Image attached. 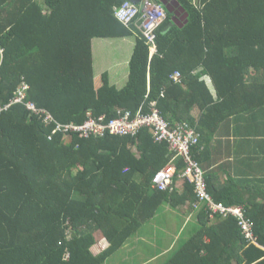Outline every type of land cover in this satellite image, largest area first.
Segmentation results:
<instances>
[{
    "label": "trees",
    "instance_id": "16d2710c",
    "mask_svg": "<svg viewBox=\"0 0 264 264\" xmlns=\"http://www.w3.org/2000/svg\"><path fill=\"white\" fill-rule=\"evenodd\" d=\"M176 1L188 18L183 24L177 15L169 30L172 14L160 0L149 1L166 13L150 58L142 33L116 16L129 0H0V106L9 105L0 112V264H104L123 255L145 264H264V192L250 200L238 183L214 179L204 129L220 108L226 119L260 113L264 121V0ZM128 37L135 38L134 52L118 90L108 73L95 77L92 41ZM177 54L187 64H174ZM197 66L209 72L216 102L190 77ZM178 69L180 85L169 79ZM23 82L24 98L12 103ZM177 90L180 99L172 98ZM151 104L171 128L186 123L195 129L190 156L207 193L225 207H242L255 240L246 239L234 216L198 201L192 183L179 178L183 159L150 128L134 136L53 134L57 123L79 126ZM213 121L218 124L217 116ZM171 162V189L153 188V176ZM176 182H182L179 192ZM185 202L199 230L164 244L167 260L156 258L165 246L145 239L161 234L166 206Z\"/></svg>",
    "mask_w": 264,
    "mask_h": 264
},
{
    "label": "crops",
    "instance_id": "0c3cea01",
    "mask_svg": "<svg viewBox=\"0 0 264 264\" xmlns=\"http://www.w3.org/2000/svg\"><path fill=\"white\" fill-rule=\"evenodd\" d=\"M145 3V0H139L138 3L133 4H136L138 8L143 10ZM174 9L182 17L180 22L182 21L185 24L188 18H185V11L181 12L176 7ZM177 15L172 14V18L176 19ZM177 23V20L175 23L171 21L167 30ZM134 46L135 38L132 37L104 40L94 39L92 41V63L95 77L108 73L110 85L115 86L118 90L122 89L128 80L129 62L133 56ZM148 51L151 58L153 55L151 56L150 50ZM172 60L174 64L181 66L185 65L184 63L187 64V62L182 61L188 60V58L177 54ZM203 69V66H197L189 75L191 78L196 77L195 81L205 86L216 102L211 77L209 76V72L205 74ZM175 72L180 73L179 81H175L171 77L169 79L171 78L176 84L180 85L182 71L179 69L175 70L171 75ZM182 87L184 86L182 85ZM184 92H188V89H185V87ZM179 94L182 93L178 90L173 91L172 98L180 99ZM203 95L205 94L203 93ZM220 112L221 114L219 115ZM256 112L260 111L257 110ZM227 113L226 109L221 111V108L217 111V114L213 112L211 117L206 121L204 128L206 136L210 135L211 171H214L215 175L213 177L220 182L233 181L238 183L241 194L250 197V200L256 198L259 201L262 197L260 194L264 192V121H262V115L254 112L255 114L250 116L246 113L230 115L228 119L221 116ZM191 115L197 121L201 115V111H198L196 107L192 110ZM214 116H217L218 124L214 123ZM208 130L209 133H207ZM174 187L179 192L182 189V182H176ZM188 205H190L189 202L180 204V206L175 208L166 206L164 212H162L163 220L161 221L164 227L159 236L153 237V241L164 245L178 237L188 239L199 230L200 227L196 216L192 213L189 214ZM164 246L162 255L158 254L156 258L168 259V250L166 245ZM104 248V245H101L100 249H98L99 252ZM226 249L230 251L229 247H226ZM125 256L123 255L121 259L118 257L110 259L104 264H136L135 262L137 264H145L141 258L135 262H128V257Z\"/></svg>",
    "mask_w": 264,
    "mask_h": 264
},
{
    "label": "built area",
    "instance_id": "2783aa9c",
    "mask_svg": "<svg viewBox=\"0 0 264 264\" xmlns=\"http://www.w3.org/2000/svg\"><path fill=\"white\" fill-rule=\"evenodd\" d=\"M118 20L125 26L134 25L142 33L143 38L149 45L151 56L156 53V32L162 26L166 19L164 9L155 3L147 1L142 11L132 3H124L116 12ZM173 80L179 81L180 73L175 72L170 76ZM28 86L23 82L17 92V97L12 103L22 101ZM29 107L35 110L34 105ZM9 108V105L0 106V112ZM147 108V111H145ZM142 106L135 112L117 111V116L107 119L105 116L98 118H89L82 125H62L57 123L53 134L56 131L61 132H83L104 135H136L143 128H150L157 142L167 141L175 156L181 157L184 161V169L180 173L181 180H188L194 186V193L199 202H206L208 209L214 213L229 214L238 219V225L244 233L246 239L255 240L252 224L245 218L242 207H225L221 203H216L207 193L203 171L197 162L192 160L190 150L197 143L198 135L195 129L186 123L177 124L175 127L163 119L160 112L151 104L149 107ZM176 172V166L171 162L166 167L158 171L152 179L153 188L160 191L171 189L172 180Z\"/></svg>",
    "mask_w": 264,
    "mask_h": 264
},
{
    "label": "water",
    "instance_id": "95a60500",
    "mask_svg": "<svg viewBox=\"0 0 264 264\" xmlns=\"http://www.w3.org/2000/svg\"><path fill=\"white\" fill-rule=\"evenodd\" d=\"M129 1L132 2V3H138L139 0H129ZM160 1H161L162 6L164 7V9L170 14H174V15L179 14V12L176 13L174 7L179 8V10H181V12H184V9L179 5V3L176 0H171L172 4H173V7H171V5L168 4V2L170 0H160ZM186 17H188L187 14H185V18ZM171 20H172L173 23L176 22L174 17ZM167 29H168V26L165 28V30H167Z\"/></svg>",
    "mask_w": 264,
    "mask_h": 264
},
{
    "label": "rangeland",
    "instance_id": "374dc122",
    "mask_svg": "<svg viewBox=\"0 0 264 264\" xmlns=\"http://www.w3.org/2000/svg\"><path fill=\"white\" fill-rule=\"evenodd\" d=\"M154 230V225L153 224H150L149 227H147V232L150 233V231ZM151 238V239H150ZM150 238H146L145 239V242H151L152 240V236H150ZM94 250H96V247H94ZM126 264V263H125Z\"/></svg>",
    "mask_w": 264,
    "mask_h": 264
},
{
    "label": "clouds",
    "instance_id": "9594fccd",
    "mask_svg": "<svg viewBox=\"0 0 264 264\" xmlns=\"http://www.w3.org/2000/svg\"><path fill=\"white\" fill-rule=\"evenodd\" d=\"M149 50H150V49H149ZM154 54H155V53H154ZM154 54H153V55H154ZM172 183H173V180H172ZM104 247H105V246H104ZM101 251H102V250H101Z\"/></svg>",
    "mask_w": 264,
    "mask_h": 264
}]
</instances>
